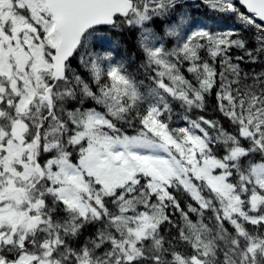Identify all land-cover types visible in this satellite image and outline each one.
Wrapping results in <instances>:
<instances>
[{"label": "snow or ice", "instance_id": "obj_1", "mask_svg": "<svg viewBox=\"0 0 264 264\" xmlns=\"http://www.w3.org/2000/svg\"><path fill=\"white\" fill-rule=\"evenodd\" d=\"M0 264H264V0H0Z\"/></svg>", "mask_w": 264, "mask_h": 264}, {"label": "trees", "instance_id": "obj_2", "mask_svg": "<svg viewBox=\"0 0 264 264\" xmlns=\"http://www.w3.org/2000/svg\"><path fill=\"white\" fill-rule=\"evenodd\" d=\"M211 17H215V13H211ZM227 27H239V25L234 24L233 21L231 20H227ZM113 38L119 39L121 41V46L122 49L125 51L124 54H120L119 52L116 51L117 53V57L118 58H123L125 60H129V58L133 55V53H135L136 56V63H138L141 59H142V55L141 53L138 51V49L136 48V43H135V36L133 34H129L126 33L122 36H114ZM235 55H239L240 53L236 52L234 53ZM75 66V65H74ZM243 68H245V71L250 70L251 68H256L257 70H259L260 66L259 65H246V64H242L241 65ZM214 97L209 99V108L213 109L214 108ZM182 110L180 108H176V112L180 113ZM206 115L210 116V117H215L217 119H220L219 114L214 112L213 110H210L206 113ZM175 124L177 125H181L183 124V121L179 120L177 117H174V121ZM223 123H225V126L227 127V122L223 121ZM129 131H131V129H129Z\"/></svg>", "mask_w": 264, "mask_h": 264}, {"label": "rangeland", "instance_id": "obj_3", "mask_svg": "<svg viewBox=\"0 0 264 264\" xmlns=\"http://www.w3.org/2000/svg\"><path fill=\"white\" fill-rule=\"evenodd\" d=\"M189 12V11H188ZM190 13V12H189ZM191 15V14H190ZM192 19H191V23L193 24V25H197V24H207V25H209V26H212V27H220V28H226L225 27V25L223 24V25H221L220 24V22L218 21V20H206V21H204V20H202V19H199V18H193V17H191ZM182 125V124H181Z\"/></svg>", "mask_w": 264, "mask_h": 264}, {"label": "water", "instance_id": "obj_4", "mask_svg": "<svg viewBox=\"0 0 264 264\" xmlns=\"http://www.w3.org/2000/svg\"><path fill=\"white\" fill-rule=\"evenodd\" d=\"M191 2V0H189Z\"/></svg>", "mask_w": 264, "mask_h": 264}]
</instances>
